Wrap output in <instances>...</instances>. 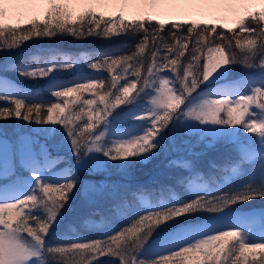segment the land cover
<instances>
[{
    "label": "snow or ice",
    "instance_id": "1",
    "mask_svg": "<svg viewBox=\"0 0 264 264\" xmlns=\"http://www.w3.org/2000/svg\"><path fill=\"white\" fill-rule=\"evenodd\" d=\"M257 3L264 0H0V52L58 35L128 36L133 49L95 60L52 49L31 57L36 66L17 56L0 61V101L12 105L0 106V264H264V210L236 208L264 200ZM227 20L231 27L220 23ZM237 64L245 70L229 79ZM69 70L72 79L54 78ZM10 72L47 79L50 96L19 86ZM218 140L231 154L211 164L222 177L206 176L194 159ZM158 157L163 175L129 180L133 165ZM80 172L94 178L85 183ZM77 191L92 208L81 222L102 226L99 237L71 224L72 235L53 234Z\"/></svg>",
    "mask_w": 264,
    "mask_h": 264
},
{
    "label": "trees",
    "instance_id": "2",
    "mask_svg": "<svg viewBox=\"0 0 264 264\" xmlns=\"http://www.w3.org/2000/svg\"><path fill=\"white\" fill-rule=\"evenodd\" d=\"M258 10H260V9H258ZM121 37H126V38H121ZM117 38H120V39L116 40V42L117 41L118 42L122 41V45L118 46L115 49H112L111 51H115L116 54L119 55V54H124L123 50L126 49V48L128 50V53H130L133 50L132 48L128 47L129 44L132 43V40H131L130 37H128V36H120V37H117ZM35 40L36 39H33V40L29 41V42H25L28 45L22 47V52L30 51V53L28 55H25V56L20 58V59L25 60V61H27L29 63H32L33 66H36L37 61L32 60L31 57L41 55V52L45 53V52H47L49 50H52V49L59 50V51H62V52L71 53V54H79L81 52L88 53V54H90L91 59L95 60L97 58L95 53L101 52L96 47H98L101 44V42L103 41V38L93 35V36H88V37H85V38H82V39H77V38L69 37V35H58V36H56L55 38H52V39L43 38L42 39L43 44L34 43ZM98 42H100V43H98ZM38 44H41V45L40 46H34V45H38ZM38 47H42V48L39 49V51H37L36 48H38ZM237 51H238V49H237ZM5 53L6 52H0V57L1 58H7L8 55L5 54ZM148 62H150V57H149V60L145 62V64L147 65ZM117 71H119V70L117 69ZM70 72L71 71H58V72L54 73L53 75L54 76L55 75H57V76L66 75V74H69ZM7 75L14 82H16V81L20 82L21 81L24 84H29V85H34L35 83H42V82L47 80V79H35V80L34 79H24V78L16 75L15 73H11V72L8 73ZM102 76L107 81H110V79H111V76H110V74H107V71H104V75H102ZM121 86H122V84H121ZM49 96H50V93L46 92L45 95L42 96V97L43 98H47ZM85 98H91V97H88L87 94H85ZM51 102H61L62 103V100L56 101V100L53 99V100H51ZM0 106L12 107V105H10L7 101H0ZM85 122H86V118H85ZM0 123H4V122H0ZM12 124H13V121H8V122H6L5 126L10 128L12 126ZM191 140L195 142L196 138L192 137ZM225 143L226 142L223 141V140H218L214 144V146L212 148H214L215 150H217L219 152L225 151V150H223L224 147H222L223 144H225ZM202 148H204V145L201 143L199 145V147L197 148V151H200ZM209 149H211V148H209ZM209 149L204 150L203 154L200 157L194 159V162H196V161L202 162L203 157L205 155H208V152H209L208 150ZM229 154H231V152H228L225 155H221L220 158H210L208 161L205 162L204 169H203V167H201L203 169V171L202 170L201 171L206 176L207 175H214L216 177H222L224 175V173L213 169L211 167V164L212 163H216L218 165H222L224 163V161H225L226 156H228ZM164 165H165V161H164L163 157H158L156 159H153L148 164H135L132 167V172L130 171L131 175L129 176V179H130V181L134 180V179H145V178H149L150 179L149 176L152 173L153 169L156 168L157 166L158 167L159 166H163L164 167ZM197 168L200 169L199 167H197ZM225 190H227V189H225ZM174 191L176 193L180 194V195H184V189L179 187V186H177L174 189ZM213 194L215 195V194H218V193H213ZM77 199H78V191L75 192L74 195H73L72 210L71 211L65 210L63 216H65V214H67V216H69V215H71L73 213V211L75 210V205H76L75 203H76ZM262 206H264V200H254V201H251V202L246 203V204L236 205V208L237 209H240V208L241 209L242 208H261ZM91 212H92V208L89 209V213H91ZM94 217L99 218L98 214L96 216H94ZM61 220H62V217H61ZM111 222H112L113 226H115V224H117V223H120V225L123 226V224L120 221V218H115ZM78 226L82 227L81 224L78 225ZM63 235H66V234H63ZM100 235L101 234H97V233H94V232H91V231L81 234V236L94 237V238L95 237H99Z\"/></svg>",
    "mask_w": 264,
    "mask_h": 264
},
{
    "label": "rangeland",
    "instance_id": "3",
    "mask_svg": "<svg viewBox=\"0 0 264 264\" xmlns=\"http://www.w3.org/2000/svg\"><path fill=\"white\" fill-rule=\"evenodd\" d=\"M262 7H264V5H260L259 3L257 4H253L251 7H250V10H258V9H261ZM83 9L82 8H76L74 9V11H82ZM94 11L96 12H103L105 14H112L114 13L115 11H117V9H114V8H105V7H94ZM220 23H226L229 27L232 26V21L231 20H227V21H220ZM71 37V36H69ZM121 38H126V37H121ZM120 38H117V37H112V38H103V41L101 42V44L96 47L99 49V51H105V50H109L111 51L112 49H115L117 48L118 46H121L122 45V41L120 42H116V40H118ZM98 42V43H100ZM34 43H41L43 44L42 42V39H36ZM41 44H38V45H34V46H40ZM28 44H24L23 46H26ZM42 47H38L36 48L37 51H39V49H41ZM22 47L19 49L18 52H6L5 54L8 55V57L10 56H17L19 58L25 56V55H28L30 53V51L26 52H22ZM44 52H41V54H43ZM5 58H1L0 57V61H3ZM243 66L237 64L232 72L230 73L229 75V79H236L238 78L239 75H241L243 73ZM71 71V70H69ZM106 71V70H105ZM143 72H146V64H145V67L144 69L142 70ZM106 74V73H105ZM108 74V73H107ZM101 75H104V72L101 73ZM55 79H57L58 81H67L69 79H72L73 78V72L71 71L69 74H66V75H60V76H54ZM16 83L25 88L26 90H29V91H41V95L44 96L45 93L47 91H45L47 89V80L42 82V83H35L34 85H29V84H24L23 82H18L16 81ZM66 131V130H65ZM246 136H251L253 134H245ZM194 138V137H193ZM178 139H192V137H178ZM194 142V141H193ZM249 143H251V140L248 141ZM223 150L225 151H217L215 150L214 148H211L209 149L208 151V155H205L202 159V162H198L196 161L195 164L197 167H199L200 169L199 170H202L204 169V164L206 161H208L210 158H220L221 155H225L226 153L228 152H231L232 150V145L230 144H223ZM203 149V148H202ZM69 159H70V156H69ZM64 165H60L58 167H63ZM203 167V169L201 168ZM132 172V168L130 170ZM167 170L163 167V166H157L156 168L153 169L152 173L150 174V179L149 178H145V179H134V180H131L132 183H146V184H150L151 183V177L154 176L155 173L157 172H160L161 175L164 174V172H166ZM79 176L81 178L82 181H84L85 183H87L90 179H93L94 177L92 176L91 173H88V172H80L79 173ZM119 173H117L116 171H113L112 173V179L113 180H120L121 177H119ZM95 178H98V177H95ZM130 180V179H129ZM75 210L73 211V213L69 216H67V214H65V216H62V220L60 221V223L58 225H56L54 228H53V234H59V235H63V234H66V235H72V233L69 231V228H68V225L71 224L75 229H76V232L81 235L83 233H86V232H94V233H97V234H101V230H102V226L101 227H89V226H85L82 222H81V218L84 217L85 215H88L89 214V209L91 208L90 206H88L87 204H85L81 198H80V194H79V191H78V199L75 203ZM254 210L256 212V214L258 215L259 214V211L261 210H264V206H262L261 208H240V210ZM92 219H95L96 221V224L99 226L100 225V219L97 218V217H91ZM209 217L207 215L205 216H201V217H194L193 219H208ZM112 223V222H111ZM82 225V227L78 226V225ZM90 234V233H89ZM260 235V232H259V226L257 224L255 230L253 231V236L255 237H258ZM50 239H52L50 237ZM55 242V241H53ZM254 242H260L258 240L254 241ZM143 258V257H141Z\"/></svg>",
    "mask_w": 264,
    "mask_h": 264
}]
</instances>
